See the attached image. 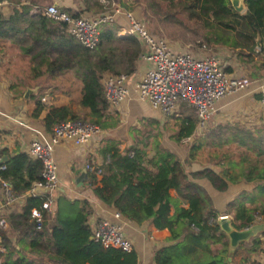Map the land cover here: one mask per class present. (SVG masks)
Masks as SVG:
<instances>
[{"label":"trees","instance_id":"trees-1","mask_svg":"<svg viewBox=\"0 0 264 264\" xmlns=\"http://www.w3.org/2000/svg\"><path fill=\"white\" fill-rule=\"evenodd\" d=\"M3 1L0 3V40L18 46L19 51L29 58L28 67L21 70V77L17 74L20 80L30 84L24 81L25 77L37 84L39 79L46 76L54 78L71 72L82 84L79 104L87 107L90 120L99 127L115 124L117 119L112 123L107 122L109 104L104 96L101 79L105 72L127 75L135 72L143 50L140 39L133 34H118L122 23L118 16L113 21L102 22L98 41L93 47H87L67 31L63 21L41 13L42 8L54 4V0ZM79 2V10L58 7L77 16L84 11L105 13L116 5L131 11L140 3L144 5V12L147 13L146 7H149L152 10L150 12L158 18H170L179 23L182 20L178 15L182 12L189 20L199 23L203 30L201 37L206 45L230 50L245 62L260 53L261 65L264 67V0H244L246 9L243 12L236 11L230 0ZM155 31H159L156 26ZM258 35L262 46L260 51L257 50ZM38 92L40 88L35 92L37 94H31V100L34 101L31 106L33 116H37L43 109V103L37 98ZM79 116L68 106L61 105L50 107L42 120L46 131H50L55 123ZM167 116L174 118L175 129L171 137L176 142L193 136L184 159H180L158 138L150 145L153 150L151 156L147 155L146 148L136 144H128L121 150L115 144L105 151L106 158L99 163L102 168L100 177L88 172L89 183L93 186L94 195L122 217L136 223L154 219L159 227L169 230L167 239L171 242L155 250V264H216L213 259L199 261L198 257L215 251L228 254V237L220 228L218 218L224 214L230 215L231 223L238 229L249 227L258 215L264 220V203L254 208L247 205V202H254L259 193L264 195V183L253 191L240 192L220 212L204 187L195 180L206 178L215 189L223 191L227 188L226 177L209 167L194 171L185 169L186 165L199 160L200 153L208 149L207 145L216 146L215 135H210L208 140L207 136L196 134L199 122L197 112L185 100L179 101L178 108ZM212 133H216V129ZM246 133L243 131L240 136L244 137ZM244 143L251 150L258 142ZM257 154L260 152L257 151ZM249 162H253V159H249ZM0 165L5 166L0 169V177L10 182L19 194L41 178L40 159L30 156L26 151H19L5 161L1 160ZM256 177L264 178L261 172ZM171 189L176 191V196L170 194ZM40 201L39 196H25L20 210L4 213L7 227L0 228V264H38L36 260L42 257L49 264L138 263L135 248L124 251L112 246L106 247L91 237L88 218L92 210L88 200H82L81 206L70 215L45 212L42 226L37 228L30 210L39 205ZM21 240L27 241V250L17 246ZM263 249L257 235L242 242L234 254L243 252L239 264H261L251 260V256L255 251Z\"/></svg>","mask_w":264,"mask_h":264},{"label":"crops","instance_id":"crops-1","mask_svg":"<svg viewBox=\"0 0 264 264\" xmlns=\"http://www.w3.org/2000/svg\"><path fill=\"white\" fill-rule=\"evenodd\" d=\"M79 1L80 0H54L53 2H56L59 7H69L74 10H79L81 6ZM3 2L5 1L1 3ZM88 13L89 12L84 11L82 14ZM118 19L122 22L121 26L126 25L127 19L124 15H119ZM260 49H262L261 44L260 46L257 45V50L260 51ZM209 54L217 56L228 73L232 75H242L245 74L246 70L250 78V83L247 87L225 94L215 100L213 109L207 118H205L204 123L201 125V123L198 122L195 131L196 134L207 136L208 140L210 135H215L214 140L216 146L209 147L207 145L206 147L208 149L200 153L198 161L191 162L189 166H185L186 171L200 170L204 167H209L216 173L226 177L227 188L223 191L215 189L206 178H198L195 180L200 186L204 187L205 191L210 195L214 206L222 212L226 203L240 192L253 191L255 187L264 183V178L256 177L258 172H261L264 177V107L260 101V94L264 91V67L261 65L262 55L260 53L254 55L252 59L247 62L242 61L235 55L230 58H225V62L224 59L219 56V52L206 53L201 51L196 52L195 55L205 56ZM28 60V56L22 54L18 46L9 43L7 40H0V160L3 156L8 158L19 151H26L27 145L37 136V132H47L42 118L50 107L66 105L74 113L89 115L87 107L79 104L80 92L78 95L74 96V90L78 87L80 82L76 77L75 79L74 77L66 75L67 77L64 82L57 84L54 83L53 78L46 76L43 79H39V81H37L39 83L34 84L30 82L29 78H25L22 75L24 81L32 85L23 83L17 74H20L21 77V70H25L28 67ZM257 60L260 66L250 69L248 64L256 62ZM145 67V62H143L142 59H138L136 70L133 72L135 75L133 77L136 78L141 75ZM132 81L130 80L129 82ZM73 85H75V87H73ZM27 88L35 90L26 93ZM39 88L40 93L38 92L37 98L43 103V109L37 116H33V114H31V106L34 105V101L31 100V94L37 92ZM43 96L46 97L45 100H42ZM111 106L113 107L109 108V115L107 117V119L111 121L108 120V123H112L114 121L112 119H116L115 117L118 114H123V110L133 114V117H137L138 113H143L141 116L150 115L153 110L156 117L162 118V113L167 116L178 108L177 106V108L171 112L151 109L153 107L147 102L134 97V95L129 96L117 106ZM124 126L121 118V120L115 124L99 127V131L84 144H76L68 139L60 140L59 143L56 144L54 152L60 183L55 190V200L50 210L51 213L54 214L57 212V214L62 216L73 214L78 207L81 206V201L85 199L89 201L92 210L88 218V223L90 225L101 217H107L112 220L116 218L114 216L116 210L107 206L94 195L92 190L93 186L89 183V175L88 178L84 179L82 182L76 181L75 177L82 169L86 168L87 162L101 163L104 161L106 158L105 151L114 147L119 139L127 143L126 145L136 144L139 147L146 148L147 155H153V150L151 147L148 148L149 145H147L150 142V138L148 137L147 139V137L143 135L140 141L137 140L135 142L136 130L133 131ZM213 129H216V133H212ZM243 131L247 132L244 137L240 136L243 134ZM182 140L185 145L180 151H176L167 144L164 145L177 154L180 159H184L187 156L193 141V136L183 138ZM243 141L246 142V144L258 143H255V148L249 150L246 148ZM257 148L258 150H256ZM257 151L260 152L259 155ZM240 158L242 160H240ZM249 159H253V162H249ZM97 176L100 177V174ZM227 177H231L234 180H229ZM0 193V202L3 203V201H1L3 196L1 183ZM170 194L176 196V191L171 189ZM24 199L25 197L22 196L14 203L9 204L10 206L3 211L2 215L4 216V213L8 214L12 210H20ZM183 203L186 205L185 201H183ZM263 203L264 195L259 193L254 202H247V205L254 208L256 205H261ZM227 216L231 219L230 215ZM261 218L262 217L259 215L256 216V220L253 223H264V220ZM119 221L124 226L126 235L133 241L134 248L138 253L137 264H155L153 261V253L155 250L171 242V240L167 239L170 234L169 230L159 227L154 219H147L141 223H136L121 216ZM257 235L261 240V246L264 248V230H260L254 236ZM242 242L244 241H241L239 245ZM17 246L23 250H27L28 248L27 241L25 240L19 241ZM234 252L231 255L229 253L223 255L215 251L211 254H202L198 258L199 261L213 259L216 264L241 263L240 257H242L243 252L239 251L237 254H234ZM251 258V260H256L264 264V249L252 253Z\"/></svg>","mask_w":264,"mask_h":264},{"label":"built area","instance_id":"built-area-1","mask_svg":"<svg viewBox=\"0 0 264 264\" xmlns=\"http://www.w3.org/2000/svg\"><path fill=\"white\" fill-rule=\"evenodd\" d=\"M41 13L63 21L67 31L87 47H93L98 41L102 22L113 21L119 15L126 17L127 24L120 27L119 33L133 34L140 39L144 47L141 59L146 67L136 78L133 77L135 75L133 73L127 75L105 72L103 74L101 81L104 96L111 105L117 106L129 96L134 95L155 109L171 112L177 108L179 101L185 100L196 109L199 123L202 125L211 113L215 100L245 88L250 83V78L246 74L228 73L220 59L213 54L195 56L185 49H176L165 38L151 33L142 19L133 15V11L122 9L120 5H116L111 11L105 13L74 16L55 4H49L42 8ZM130 80L132 82H129ZM45 99L46 97L43 96L42 100ZM260 101L264 107V91L260 94ZM98 131L99 126L93 122L67 118L55 123L46 133L37 132V136L27 145L26 152L40 159L41 178L35 180L24 193L19 194L10 182L0 177L2 204H12L22 196H39L40 204L32 207L30 214L36 227L40 228L45 212L52 208L55 190L60 183L54 152L56 144L63 139L84 144ZM116 147L119 150L125 148L121 143H117ZM4 168V165H0V169ZM86 169L96 175L102 172L99 163L91 161L87 162ZM114 216L116 217L114 220L107 217L97 219L91 225V236L103 246L131 251L134 244L119 221L121 214L116 211ZM6 227L7 221L4 216H1L0 228Z\"/></svg>","mask_w":264,"mask_h":264},{"label":"rangeland","instance_id":"rangeland-1","mask_svg":"<svg viewBox=\"0 0 264 264\" xmlns=\"http://www.w3.org/2000/svg\"><path fill=\"white\" fill-rule=\"evenodd\" d=\"M244 7L246 9V5H244ZM134 8L135 9L131 10L134 11L133 15L138 19H142V21L144 22V24L147 26V28L150 30L151 33L165 38L169 42V44H171V46L175 48L182 47L183 49L195 54L196 52H201V51L206 53L219 52L220 54L219 56L223 58L224 61L225 58H230L231 56L235 55L230 50H226L224 48L215 49L206 45V42L203 41V38L201 37L203 30L198 25L199 23L193 20H189L188 18L185 17L186 15L182 12L181 14L178 15V17H181L182 20L179 23L176 22L175 20H171L170 18H165V17H163L162 19L158 18L157 16L153 15L150 12L152 10L149 7H146L147 13L144 12V5H140V3H137V5ZM155 26L157 29H159L158 32L155 31ZM118 34H120L119 31ZM248 65L250 69H254L255 67L260 66L258 60L256 62L249 63ZM245 74L249 75L246 70H245ZM66 75L74 77L73 74H71L70 72L63 73L62 75L57 77L55 76L53 78L54 83L60 84L61 82H64V80L67 77ZM81 85H82L81 82H79L78 87H76V89L74 90V96L79 94ZM73 87H75V85H73ZM108 104H109V108L113 107L109 102ZM141 104L143 105L142 102ZM151 109H155V108H151ZM123 111H124L123 114H118L115 118L117 119V122H119L122 118L125 128H130L133 131L136 130L135 139H134L135 142L137 140L140 141L144 135L145 137H147V139L148 137L150 138L149 139L150 142L148 141L149 143L147 144L149 145L148 148L151 147L150 145L156 138H158L160 142H162V144L164 143L163 145L167 144L169 145V147L174 148L176 151H180L181 149L184 148L185 144L183 140H181L180 142H176L171 137L175 129L174 128L175 126L173 124L174 118L172 116H165L162 113V118H159L154 115V112L152 110V114L150 115H154V116H150V115L141 116L143 115V113H138L137 117H133V114L128 113L126 110ZM152 118L154 120L156 119V121L158 122L155 123V121L153 120L151 121ZM78 119L92 122L90 120L89 115H80ZM108 120L111 121L110 119ZM145 122L146 124L144 125ZM117 143L123 144V147H125L127 144L124 143L122 139H119V141H117L116 144ZM9 206L10 205L5 206L2 204V202H0V217L3 216L2 215L3 211L7 209ZM36 261L38 264H49L44 257L39 258Z\"/></svg>","mask_w":264,"mask_h":264},{"label":"water","instance_id":"water-1","mask_svg":"<svg viewBox=\"0 0 264 264\" xmlns=\"http://www.w3.org/2000/svg\"><path fill=\"white\" fill-rule=\"evenodd\" d=\"M3 0H0V3ZM233 8L238 12H243L245 10L244 0H230ZM57 5L56 2H54ZM257 45L260 46V37L259 35L256 38ZM35 89H26V93L33 91ZM7 157L3 156L1 160H6ZM88 178L87 169L84 168L82 171L75 177V180L78 182H82L84 179ZM218 224L220 228L226 233L229 241L228 245V253L233 254L234 250L237 248L241 241H246L250 239V237L256 235L260 230H264V223H252L249 227L245 229H238L232 223L231 219L227 215H222L218 218ZM92 237V236H91Z\"/></svg>","mask_w":264,"mask_h":264}]
</instances>
